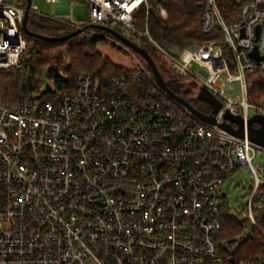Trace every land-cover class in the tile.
<instances>
[{
    "label": "built area",
    "instance_id": "2783aa9c",
    "mask_svg": "<svg viewBox=\"0 0 264 264\" xmlns=\"http://www.w3.org/2000/svg\"><path fill=\"white\" fill-rule=\"evenodd\" d=\"M83 1L85 23L47 17L112 38L134 56V77L147 86L129 93L131 76L80 73L70 89L0 102V264H264V178L253 163L264 147L247 127L264 116V0H234L232 21L222 0H206L201 28L217 34L177 49L138 28L136 14L148 0ZM156 10L167 17L161 4ZM26 12L46 16L33 0L29 7L0 0V70L23 64ZM96 25L121 33L119 26L134 42L147 37L174 74L194 83L196 97L204 90L216 100V112L211 103V112L198 109L215 123L175 99L138 53ZM227 112L243 119L244 137L221 126L238 128ZM242 166L255 185L246 208L252 233L238 220V239L260 237L258 253L247 256L236 253L238 239L222 237L229 207L220 185Z\"/></svg>",
    "mask_w": 264,
    "mask_h": 264
},
{
    "label": "trees",
    "instance_id": "16d2710c",
    "mask_svg": "<svg viewBox=\"0 0 264 264\" xmlns=\"http://www.w3.org/2000/svg\"><path fill=\"white\" fill-rule=\"evenodd\" d=\"M148 1V9L144 7L136 14L137 26L140 30L148 28L150 36L162 46L169 49L183 48L193 43L211 41L217 34L215 31L207 35L201 28V14L206 0ZM158 4L166 8L168 14L166 18L156 10ZM220 5L226 19L234 20L233 16H237L236 2L222 0ZM26 27L27 31L22 30L27 43L22 54V66L8 71L0 70V102L5 105H14L24 94L50 91L51 89L41 91L45 74L53 86L59 89L62 85L68 89L72 88L80 73H88L96 79H105L118 74L131 76L126 84V90L129 93H138L137 91L141 93L147 86L145 82L135 79L137 68L117 66L97 50V44L100 41H106L103 37L90 36L81 32L67 40L47 39L69 34L74 31V28L60 20L34 13L28 14ZM116 29L120 31L119 26ZM136 43L150 53L167 86L187 100L194 89V83L186 84L182 78L174 74L156 48L148 43L147 37H142ZM259 86L264 91V85ZM254 88L253 86L252 90ZM188 101L197 109L206 112L195 100L188 99ZM260 223L264 226V215ZM242 233L243 225L228 211V208H225L222 214V237L235 241ZM259 238L256 235L243 239L236 253L243 256L257 254Z\"/></svg>",
    "mask_w": 264,
    "mask_h": 264
},
{
    "label": "rangeland",
    "instance_id": "374dc122",
    "mask_svg": "<svg viewBox=\"0 0 264 264\" xmlns=\"http://www.w3.org/2000/svg\"><path fill=\"white\" fill-rule=\"evenodd\" d=\"M15 3L19 0H7ZM33 4L38 7L40 12L46 16H62L75 21L85 23L89 19L88 7L83 0H61L57 3H51L47 0H33ZM123 35L132 38L131 35L120 28ZM92 36L91 31H82ZM97 50L105 57L109 58L115 65L133 69L137 67V61L134 56L116 43L112 38L106 41H100L97 44ZM165 61V60H164ZM198 71V68H196ZM186 84L192 83L189 79H183ZM53 83L45 74L43 76L42 90L52 89ZM195 100L198 106L206 110L212 111L211 104L201 98L195 96V89L192 90L191 95L187 100ZM254 113L251 112V116ZM258 122L255 126H259ZM254 164H258L262 168V176L264 178V151L258 152L254 159ZM255 185V179L252 171L248 166H242L237 171L231 173L220 185V192L225 197L230 213H232L238 220L244 222L247 226V232L252 233V223L246 212L247 205L250 200L251 190ZM238 244L241 239L237 240Z\"/></svg>",
    "mask_w": 264,
    "mask_h": 264
},
{
    "label": "water",
    "instance_id": "95a60500",
    "mask_svg": "<svg viewBox=\"0 0 264 264\" xmlns=\"http://www.w3.org/2000/svg\"><path fill=\"white\" fill-rule=\"evenodd\" d=\"M31 3V0H28V7ZM28 17V12H26L24 20H23V29L27 31L26 27V21ZM96 28H102L105 29L106 31L112 33L115 35L117 38L123 41L127 46H129L131 49H133L136 53H138L149 65L151 71L153 72L156 81L158 84L168 91L175 99H177L180 103L186 105L188 108H190L198 117L201 119L209 122V123H215V119L212 115H206L203 112L199 111L197 108H195L188 100L185 98L177 95L174 93L166 84L159 68L157 67L156 63L154 62L153 58L151 57L150 53L142 46L138 45L136 42L132 41L122 33L118 32L117 30L109 27H101V26H95ZM82 32V29H76L69 34L63 35L61 37H56V38H47V39H53V40H67L71 38L72 36H75L79 33ZM39 37L46 38L44 36L38 35ZM251 55L259 60V57L257 55V50L256 47L254 50L251 52ZM199 98L204 99L211 103L214 106V112L217 111L219 108V104L216 102V100L207 92L204 90L199 94ZM226 118L229 119L231 122H234L238 125V128H234L232 124L230 123H222L221 126L233 133L234 135L238 137H244L245 136V130H244V121L240 116L237 115H232L231 113L227 112L226 113ZM258 122L260 125L257 127L255 126V123ZM248 127V138L255 144L261 145L264 147V116L260 114H256L253 117H251L248 121L247 124Z\"/></svg>",
    "mask_w": 264,
    "mask_h": 264
},
{
    "label": "crops",
    "instance_id": "0c3cea01",
    "mask_svg": "<svg viewBox=\"0 0 264 264\" xmlns=\"http://www.w3.org/2000/svg\"><path fill=\"white\" fill-rule=\"evenodd\" d=\"M60 17H62V16H60Z\"/></svg>",
    "mask_w": 264,
    "mask_h": 264
}]
</instances>
